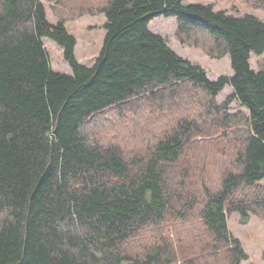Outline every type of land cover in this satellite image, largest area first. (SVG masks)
Wrapping results in <instances>:
<instances>
[{
	"label": "trees",
	"instance_id": "trees-1",
	"mask_svg": "<svg viewBox=\"0 0 264 264\" xmlns=\"http://www.w3.org/2000/svg\"><path fill=\"white\" fill-rule=\"evenodd\" d=\"M67 1L0 0V264L249 260L228 217L264 216V69L251 67L252 55L264 54V20L188 0H71L73 19H107L88 67L76 57L71 20L47 16L45 3L64 11ZM244 1L264 9V0ZM157 17L176 18L183 43L208 35V54L229 56L233 75L212 81L150 30ZM46 39L63 49L72 74L53 70ZM226 86L233 92L219 104ZM234 102L246 112L231 113ZM138 105L185 114H171L132 153L87 131L97 116ZM196 140L211 151L186 162ZM144 234L155 240L133 254L129 243ZM176 244H189L192 256Z\"/></svg>",
	"mask_w": 264,
	"mask_h": 264
},
{
	"label": "rangeland",
	"instance_id": "rangeland-1",
	"mask_svg": "<svg viewBox=\"0 0 264 264\" xmlns=\"http://www.w3.org/2000/svg\"><path fill=\"white\" fill-rule=\"evenodd\" d=\"M70 3L71 0L67 1L65 4L67 10L64 11L60 9L56 2L45 3L48 19L56 23L60 15H64V17H68L71 20L67 22L66 27L69 33L78 40L76 57L81 64L92 67L104 46L106 37L104 25L107 19L104 14L98 16L86 15L73 19L72 15L78 13L79 7L71 10L69 7L72 4ZM186 4L214 5L216 11H226L228 14L237 17L250 14L264 20V9L255 10L246 4L244 0H188ZM149 28L152 32L162 35L172 50L178 55L204 68L212 81H216L221 76L233 75L229 56L216 59L208 54L207 48L212 45L208 35L196 32L192 35L190 43H183L177 34L178 25L176 18L157 17L150 23ZM194 41L199 45L194 46L196 45ZM44 44L50 54L53 70L72 74L71 67L64 59L63 49L53 40L46 39ZM251 67L255 71L263 70L264 54L259 56L253 54ZM232 92V87L226 86L218 96L217 102L222 104ZM192 100L191 97L187 101L191 102ZM200 100L203 101L202 98ZM127 109L126 107L121 108V110L111 109L91 120L90 128L87 131L92 139H98L103 143H119L126 151L132 153V151L142 147L141 143L145 145L144 141L146 139L149 140L152 137L151 134L153 136L158 135L163 128L169 126L172 118L171 114L178 116L181 112L184 113L177 109L178 114L173 111L160 116L155 107L149 106L145 109V106L141 105L134 106L133 111H128ZM193 110L191 109L190 112ZM240 111L245 113L246 108L238 102L231 104V113ZM196 141L198 143L194 145L196 146L195 149L193 148L192 153L189 152L184 157L186 162H198L201 154L211 151L210 142L205 144L203 140ZM217 159V157L214 158V160ZM219 161L221 163V159ZM260 183L264 185V179ZM228 226L230 232L240 239L244 250L249 256V260L243 262V264H264V216H252L248 223H243L240 215L235 213L228 217ZM143 236V242L129 243L130 248L128 249L130 252L139 254V256L143 255L144 250L148 247V242L151 244L155 240L156 235L144 234ZM169 238L173 240L176 237L174 234H170ZM188 246L189 244H186L180 249V245L176 244V248L180 250H178V254L182 256V250H184L185 255L191 257L193 253L188 249ZM178 264H184V262L181 260Z\"/></svg>",
	"mask_w": 264,
	"mask_h": 264
}]
</instances>
